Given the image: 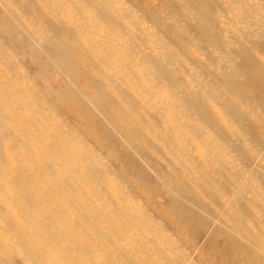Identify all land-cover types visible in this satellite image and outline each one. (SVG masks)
<instances>
[{"label": "bare ground", "instance_id": "6f19581e", "mask_svg": "<svg viewBox=\"0 0 264 264\" xmlns=\"http://www.w3.org/2000/svg\"><path fill=\"white\" fill-rule=\"evenodd\" d=\"M138 1L181 47L122 0H0V264H264V184L200 122L264 142V1ZM191 46L210 52L192 79Z\"/></svg>", "mask_w": 264, "mask_h": 264}, {"label": "rangeland", "instance_id": "374dc122", "mask_svg": "<svg viewBox=\"0 0 264 264\" xmlns=\"http://www.w3.org/2000/svg\"><path fill=\"white\" fill-rule=\"evenodd\" d=\"M63 1L66 2V3L69 2L70 4L73 5V4L76 3V1H79V0H73L74 2H70V0H63ZM122 1H124L128 5H130L131 8H134V10L140 12V14L146 20L145 25H147L148 27H150L154 32H158L159 31V32H161V34H164V36L166 37L168 43H170L172 46H178V45H175L176 40L173 39L172 36L171 37L168 36L165 32L162 31L161 27H158V25H154V23L152 22V20L149 19V17L147 16V14L142 9L143 8L142 5H144V4L141 1H138L140 3H138V2L136 3V0H122ZM82 2H85V1H82ZM148 2H149V4L152 3L151 6L154 7L158 11H163L165 13L166 12H170V13L174 12V9L171 8V6H169L167 3H163L162 0H148ZM86 3H89L90 4V2H88V1H86ZM218 25L221 27L220 24H218ZM218 25H213L212 28L214 27V28H216V29L219 30V26ZM186 26L188 27L187 30H189L190 32H192L193 34H195V35L198 36V34H197V32H196V30L194 29L193 26L190 27V25H188V24H186ZM219 31H221V30H219ZM202 42H205L206 43V41H202ZM233 43H234V45H233ZM206 44H207L208 47H210L211 46L210 44H212L221 54H223V52H224V53H226L228 55V57H234L236 59V63H238V62L239 63H243L240 60V58L237 57V53H238L239 48H240V46L238 45L239 44L238 41H234V42L230 43V46H229L230 47V50H226L224 47L219 46L215 42H214V44L213 43H206ZM179 47H181V46L179 45L178 48ZM190 48H191L192 51L189 52V53H191V54L186 57V60H187L186 63L189 64V68L187 66L186 67V70H187L188 77H190L192 79V78H194V73L199 72V70L197 68L201 69L200 64H199V60H202L204 62L208 61L210 52L207 51L209 49L207 47H205V49H206L205 51H199L194 46H191ZM233 48H235V49H233ZM260 50L263 51V53H261V54L264 55V50L263 49H260ZM189 53H187V55ZM194 54H197L199 56V58H197ZM216 64H217V62H213L211 68L214 69L216 67ZM193 68L195 70H192ZM205 76L209 80L210 79L211 80H214L212 77L208 76V74H206ZM211 80H210V82L212 83V85L215 84L214 82H216V81H211ZM221 91L224 92L223 88L221 89ZM186 94L188 96H192L196 100H202L203 101V105H202L203 108H208L209 107V104L212 103V102H214V103L218 104L217 105L218 108H220L221 110L226 111V107H224V105L221 104L220 101H217V99L213 100V99L205 98L203 100V96L206 97V95L196 94L194 92H192V94H190L189 92H187ZM235 94H237V93L235 92ZM235 94L234 95L229 94L225 90V95L227 97V100H229V101H231L230 100L231 97L234 99V96H236ZM235 99L237 101L238 100H242V101L245 100L244 98H235ZM210 100H211V102H210ZM244 105L246 106L245 108H247L248 105H246V104H244ZM254 107H255V109L258 108L259 109V112H255L253 115L254 116L255 115L259 116V118L261 119V121H262V123L264 125V105H261L260 103H256V105ZM200 122L204 126V131L205 132H213L215 134V136H216L215 137L213 135V138L215 140H217L218 143L219 142H222L221 144L219 143L220 144V149L218 151L216 150V152L217 153H220L222 155L223 159H225L224 161L227 162L226 160L229 157H230L229 159L233 158L230 161H231V163L234 164V167L235 168H240L242 170V173H244L245 175H246V172H249L248 174L251 175L250 177H253V178H250L248 176H245L244 177V180H243L244 188L245 187H251L250 185L254 184L255 182H257L259 184V186L262 187L263 184H264V142H262L261 144H256L254 142V137L251 136L250 134H247V136H242V138H241L242 141H243V139H246L247 142L246 143L242 142L244 144L241 145L242 143H237L236 142V140L238 139V137L237 138H233L231 136H228L229 134L225 130H224L225 134L224 133L217 132L215 130V126L212 124L213 122L212 123L211 122H208V121H200ZM235 123L237 124V126L235 125V128L236 129H237V127L238 128L243 127V125H241L240 122L235 121ZM157 124H159V123L156 122L155 125H157ZM160 137H161L160 139H163V142L169 143V141H170V139H169L170 138V135L169 134L168 135H162ZM255 138H257V136ZM224 142H226V143L229 144L230 152L228 150H227L228 152L227 151H224V150L223 151L221 150L222 149V145L223 144H226ZM216 144H217V142H216ZM191 152H192V154H196L194 151H191ZM212 152H215V150L212 151ZM135 155H136V157H138L139 156L138 155V152L135 153ZM236 161L240 165L239 164H235ZM240 166H242V168H244V169H242ZM243 170H244V172H243ZM119 171H121V170L119 169ZM119 174H120V172H119ZM186 175H189V177L190 176L193 177L195 175H198V173L196 172V173L186 174ZM120 177L122 178L123 182L125 181V185H127L128 187H130L128 189H130V191L133 193V196L134 197L135 196L136 197H141L142 200H143V202H144V204H147V203H145V198L142 197L141 193H139V190L136 189L135 187H133V184L130 181H128L127 179H125V177L123 175H120ZM236 186H235V188H236ZM261 187H259V188H261ZM165 200L167 201V199H165ZM148 208H149L150 215H151L152 219L153 218L156 219L157 217H159V215L157 213V210L151 208L149 205H148ZM254 222H256V220ZM260 222L261 221H257L256 222V224H258V227L260 226L259 225ZM164 225L170 231V236H172L175 239H178V243H180L181 247H183V248H185L187 250L188 255L190 253L191 254H195V258H197L198 254H199V251H201L202 248L208 249V245H209V239L208 238H205L204 237L202 239H199L200 241H199V245H198V250H199L198 251L195 247H192V246H190V245L187 244L186 240L184 239V236L178 230H176L175 228H173V226H172L171 222H169V220H164ZM259 229H260V227H259ZM197 263L202 264L203 261L199 260V261H197Z\"/></svg>", "mask_w": 264, "mask_h": 264}]
</instances>
